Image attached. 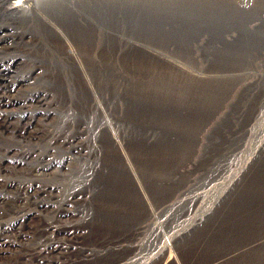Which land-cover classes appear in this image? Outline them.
Returning <instances> with one entry per match:
<instances>
[{
    "label": "rangeland",
    "instance_id": "obj_1",
    "mask_svg": "<svg viewBox=\"0 0 264 264\" xmlns=\"http://www.w3.org/2000/svg\"><path fill=\"white\" fill-rule=\"evenodd\" d=\"M262 234L264 0H0V264H206Z\"/></svg>",
    "mask_w": 264,
    "mask_h": 264
},
{
    "label": "bare ground",
    "instance_id": "obj_2",
    "mask_svg": "<svg viewBox=\"0 0 264 264\" xmlns=\"http://www.w3.org/2000/svg\"><path fill=\"white\" fill-rule=\"evenodd\" d=\"M33 2V4H37L39 5V3H43L45 1H51V0H31ZM62 2V1H61ZM22 6L17 5L16 8H14L13 10H11V12L14 14V16L16 17H24L26 16L25 12L26 10H24L23 8H21ZM12 15V14H11ZM13 16V15H12ZM171 65V64H170ZM174 66L176 68H178V70L183 73V75L191 78V79H195V80H205L206 78L200 76V75H196L193 74L191 72H189L188 70L182 68L181 66L179 67V65L177 66L176 64H174ZM173 68V67H172ZM220 76V75H219ZM209 77V76H208ZM213 80V79H212ZM141 191V190H140ZM160 191V190H159ZM137 195V194H136ZM172 195V194H171ZM145 197V196H144ZM148 197V195H147ZM160 197V196H159ZM172 197V196H170ZM137 198V197H136ZM141 198V197H140ZM166 198V197H165ZM168 199V198H167ZM140 202H142L141 200H139ZM145 201V200H144ZM139 203V202H138ZM147 203V202H145ZM165 205V204H164ZM151 207V206H150ZM144 208H147L146 210L150 211L151 209L148 207V205H146ZM160 208V207H159ZM150 209V210H149ZM158 209V208H157ZM152 212V210H151ZM139 215V213H138ZM148 217V216H147ZM135 220V219H134ZM216 225V224H215ZM197 227V226H196ZM216 227V226H215ZM138 229V228H137ZM136 228L134 229V231H132L133 233L137 230ZM242 229V228H241ZM205 231V236H202L201 238V243L199 245V247L197 248L198 250H204V246L206 244L205 240L207 239L209 232L208 230H204ZM204 234V233H202ZM194 235L192 233L183 236L180 238V240L178 241V245L176 246V250L179 252V254L184 255L187 250L189 248H191L194 244V242L196 240H198L200 238V236L202 235ZM229 237V236H227ZM258 237V238H257ZM256 238L254 239H250L249 241L247 240H240V242L238 240H235L236 238L238 239V236L234 239H232L229 243V245L223 249L224 251L219 254L216 258L211 259L209 262H207L206 264H228L229 262H232L236 259H238L239 257H241L242 255H245L247 252L251 251V250H255L259 247H261L262 245H264V235H258ZM196 239V240H195ZM231 239V238H230ZM3 242V241H2ZM1 245V242H0ZM224 246V245H223ZM220 247V246H219ZM197 250V251H198ZM206 250V248H205ZM199 251V252H200ZM201 253V252H200ZM172 254V252H171ZM210 256V255H209ZM82 258V257H81ZM87 258V257H84ZM171 264H178L176 260L172 261ZM237 264V263H236Z\"/></svg>",
    "mask_w": 264,
    "mask_h": 264
}]
</instances>
